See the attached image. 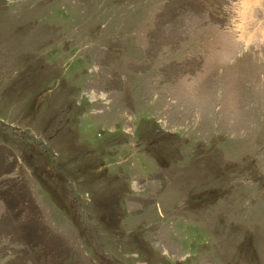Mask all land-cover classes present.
<instances>
[{
  "label": "rangeland",
  "instance_id": "obj_1",
  "mask_svg": "<svg viewBox=\"0 0 264 264\" xmlns=\"http://www.w3.org/2000/svg\"><path fill=\"white\" fill-rule=\"evenodd\" d=\"M0 264H264V0H0Z\"/></svg>",
  "mask_w": 264,
  "mask_h": 264
}]
</instances>
